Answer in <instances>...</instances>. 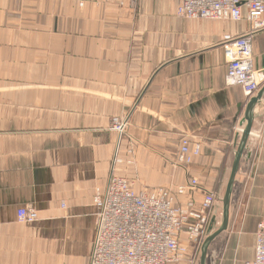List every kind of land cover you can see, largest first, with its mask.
I'll list each match as a JSON object with an SVG mask.
<instances>
[{"label":"crops","instance_id":"1","mask_svg":"<svg viewBox=\"0 0 264 264\" xmlns=\"http://www.w3.org/2000/svg\"><path fill=\"white\" fill-rule=\"evenodd\" d=\"M178 5L0 0V264H88L94 189L106 182L113 155L124 158L126 149L134 162L117 175L137 192L175 190L190 178L199 183L196 202L215 190L210 222L212 232L219 228L235 128L244 127L255 95L247 100L240 87L225 86L218 44L247 24L181 19ZM252 56L263 86L264 31L253 38ZM122 117L120 136L111 119ZM182 137L201 144L186 167L175 163ZM27 206L37 220L20 223L17 211ZM229 214L205 264L254 258L264 219V94L253 110Z\"/></svg>","mask_w":264,"mask_h":264},{"label":"built area","instance_id":"2","mask_svg":"<svg viewBox=\"0 0 264 264\" xmlns=\"http://www.w3.org/2000/svg\"><path fill=\"white\" fill-rule=\"evenodd\" d=\"M72 1L82 8L87 2L137 0ZM176 16L191 21L246 22L242 34H225L218 44L226 59L224 84L240 87L247 100L258 93L262 82L253 68L252 42L264 31V0H179ZM126 126L127 117L111 119V131L118 135L125 133ZM235 129L237 142L243 127ZM200 154V142L182 137L175 163L189 166ZM121 161L118 154L113 155L106 182L94 189L95 231L88 264H197L219 200L217 192H205L200 201H194L193 193L199 189L194 178L175 190L150 188L137 192L124 176L117 175L115 167ZM126 162L132 164L129 158ZM180 197L184 203H179ZM17 220L34 222L37 213L32 206L20 208ZM245 264H264V219L257 224L254 258Z\"/></svg>","mask_w":264,"mask_h":264},{"label":"water","instance_id":"3","mask_svg":"<svg viewBox=\"0 0 264 264\" xmlns=\"http://www.w3.org/2000/svg\"><path fill=\"white\" fill-rule=\"evenodd\" d=\"M263 94H264V85L261 87L258 93L248 101L246 105L244 112V119L242 122V125L244 124V127L240 136L237 137L238 141L236 145V150L234 152L230 174L222 198L221 224L215 232H212L213 220H211L210 225L208 226L207 229L208 235L201 246L199 264H205L207 249L209 244L213 241V239L216 238L222 232L226 231L228 228L229 219H230V214H229L230 199H231L235 177L251 132L252 121H253V110L255 106L261 101Z\"/></svg>","mask_w":264,"mask_h":264},{"label":"rangeland","instance_id":"4","mask_svg":"<svg viewBox=\"0 0 264 264\" xmlns=\"http://www.w3.org/2000/svg\"><path fill=\"white\" fill-rule=\"evenodd\" d=\"M122 135H124V134H122ZM121 136V135H120ZM129 151H131V153L129 152ZM133 153V154H132ZM127 154V155H126ZM132 154V155H131ZM118 155H119V157L121 158V163H119V164H117L116 165V167H115V171H116V173H118V171L120 170V169H125V168H127V166H130V164H127V160H128V158L132 161V163L134 162L133 161V157H134V151L133 150H129V149H126V150H124L123 151V155H125L124 156V158L123 157H121L122 156V154L121 153H118ZM128 157V158H127ZM126 166V167H125ZM223 198V197H222ZM222 198H221V201H220V205H222ZM199 262V261H198ZM198 264V263H197Z\"/></svg>","mask_w":264,"mask_h":264}]
</instances>
